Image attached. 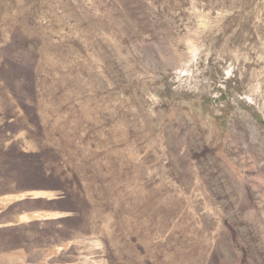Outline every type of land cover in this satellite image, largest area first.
<instances>
[{"label": "rangeland", "instance_id": "rangeland-1", "mask_svg": "<svg viewBox=\"0 0 264 264\" xmlns=\"http://www.w3.org/2000/svg\"><path fill=\"white\" fill-rule=\"evenodd\" d=\"M0 264H264V0H0Z\"/></svg>", "mask_w": 264, "mask_h": 264}, {"label": "bare ground", "instance_id": "bare-ground-1", "mask_svg": "<svg viewBox=\"0 0 264 264\" xmlns=\"http://www.w3.org/2000/svg\"><path fill=\"white\" fill-rule=\"evenodd\" d=\"M14 201H16V200H14ZM14 201H13V202H14ZM13 202H12V203H13Z\"/></svg>", "mask_w": 264, "mask_h": 264}]
</instances>
